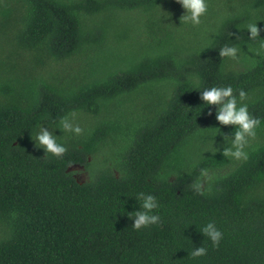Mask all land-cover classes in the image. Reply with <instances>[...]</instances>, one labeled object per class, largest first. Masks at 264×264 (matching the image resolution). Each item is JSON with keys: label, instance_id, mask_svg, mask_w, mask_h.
Wrapping results in <instances>:
<instances>
[{"label": "trees", "instance_id": "obj_1", "mask_svg": "<svg viewBox=\"0 0 264 264\" xmlns=\"http://www.w3.org/2000/svg\"><path fill=\"white\" fill-rule=\"evenodd\" d=\"M208 4L192 26L180 24L176 0H0V264H264V127L245 162L200 156L209 128H220L218 145L234 129L218 125L214 106L208 115L188 79L248 90L250 112L264 120V51H252L258 40L243 27L260 19L264 38V0ZM236 35L241 62L221 61L218 48ZM155 89L159 106L127 131L128 104ZM70 112L85 134L65 138L62 159L45 158L36 125ZM191 158L218 172L204 195L188 187ZM78 165L93 179L78 182ZM170 173L181 179L168 183ZM139 191L158 197L161 222L137 231L127 213ZM209 220L225 238L190 259Z\"/></svg>", "mask_w": 264, "mask_h": 264}, {"label": "clouds", "instance_id": "obj_2", "mask_svg": "<svg viewBox=\"0 0 264 264\" xmlns=\"http://www.w3.org/2000/svg\"><path fill=\"white\" fill-rule=\"evenodd\" d=\"M176 2L184 9V14L180 17V24L199 26L202 18L207 15L208 0H176ZM258 20L260 19L248 22L243 26L250 40H258V47L252 49L253 52L257 53L264 51V38L259 35L261 29L257 25ZM213 31L215 32L216 30ZM238 39L239 35H236V42L229 39V42L222 44L218 48V55L221 61L241 62L243 51L241 45L237 42ZM243 60L248 61V57L244 56ZM188 79L191 82V87L198 90L203 106H210L208 115L213 114V107L211 106H214L215 120L218 125H231L234 129L230 135H222V144L218 145L214 138L220 133V128H209L211 139L202 145H198L199 155L204 157L203 153L205 152H210L213 155L220 152L224 158L230 161H247L250 157L252 141L255 140L258 131L264 127V120L253 115L249 110L248 90L244 88L234 89L231 84L222 83L202 86L199 82L200 77L198 74H192ZM42 121L45 120H41L36 125L34 133H32V140L36 148L43 150L45 158L55 157L62 159L69 151L65 138H79L85 134V128L78 122L75 112L59 117L55 124ZM57 129L60 130L61 135L56 134ZM118 170L120 171V179L124 178V172L120 169ZM193 171L195 176L188 187L195 194H206L211 185L218 179V172L208 166H202L199 159L191 158L190 162L184 166V172L191 175ZM172 176L181 179L179 175L171 173L166 174L164 179L170 183L169 178ZM91 179L93 177L90 176ZM131 197H134L138 204V208L135 211L127 213L128 217L132 219V229L139 231L142 228L157 225L161 222V215L158 211L161 205L155 194L139 191L131 195ZM199 232L203 234L204 241L201 246H192L187 250V257L190 259L206 256L209 251L208 245L217 248L225 238L224 231L217 226L214 220H209L203 224L199 228Z\"/></svg>", "mask_w": 264, "mask_h": 264}, {"label": "rangeland", "instance_id": "obj_3", "mask_svg": "<svg viewBox=\"0 0 264 264\" xmlns=\"http://www.w3.org/2000/svg\"><path fill=\"white\" fill-rule=\"evenodd\" d=\"M5 39H8V35H4L0 28V45L5 46ZM4 42V43H3ZM7 47V46H6ZM66 73H62L59 78H64ZM157 90L154 91H147L146 93H143L138 98H136V101L132 104H128V112L129 115L121 120V122L124 124L127 123V131H130L132 128L135 129L141 122H143L146 117L152 113V110H155L159 106V99L157 98L159 93H157ZM154 97V98H152ZM132 119H135V122H132ZM88 124L87 120L83 121L84 126ZM105 156H98L100 159H97L92 163V170H100L103 167L104 162L108 159H110V153L109 151L104 152ZM91 162L94 160L90 157L89 159ZM71 172H74V176L80 183H86L90 180L91 173L88 169H86L84 166H74L70 169Z\"/></svg>", "mask_w": 264, "mask_h": 264}]
</instances>
